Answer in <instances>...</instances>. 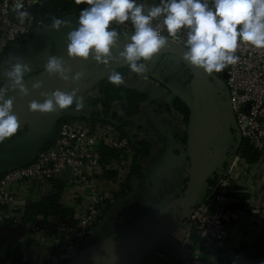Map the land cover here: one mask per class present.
I'll return each mask as SVG.
<instances>
[{
    "label": "built area",
    "instance_id": "2783aa9c",
    "mask_svg": "<svg viewBox=\"0 0 264 264\" xmlns=\"http://www.w3.org/2000/svg\"><path fill=\"white\" fill-rule=\"evenodd\" d=\"M45 1L23 0V10L28 11L30 16L21 23L13 8L15 0H0V61L4 65H10V57L11 60L14 56L23 58V53L18 50L21 45L34 41L48 27L36 10ZM151 26L167 37V41L186 49L187 29L170 36L163 24V15L154 18ZM111 29L118 32L115 39L130 38L134 32L131 21L124 24L114 21ZM235 55L239 57L235 65L227 66L220 74L208 73L213 88L219 94L217 105L220 109L213 142L204 159V170L210 175L206 179L207 190L202 192L180 226L183 228V238L178 243L192 242L195 233L200 240L195 245L197 248H183L181 256L169 264H178L179 261L184 264L245 261L248 258L240 256L238 251L243 243L250 244L255 239L250 237L240 242L233 241V223L244 214L264 217V205L247 202L238 193L242 175L248 172L249 167L253 171L256 165L242 157L240 147L243 140H247L260 154L258 163L264 164V49L242 43ZM162 56L173 55L158 52L151 59L158 62ZM148 61L141 59L139 62L146 65ZM95 64L87 65V70L82 67L64 76L77 77L80 71H88ZM182 66L189 69L184 63ZM148 71L141 74L142 78L153 76ZM188 74L194 82L190 107L194 116L196 111L200 113V122V91H196L198 84L193 73L189 70ZM121 77L122 80L133 78ZM104 82L107 85L109 78ZM220 82H224L223 91L219 88ZM101 83L93 82L76 99L81 104L91 102L90 99L94 103L97 100L96 106L82 107L62 117L57 123L53 141L40 151L35 161L10 164L0 172V221L5 226H25L19 247L27 264H64L91 243L92 234L105 223L111 211L125 203H134V196L138 193L137 182L144 168V156L139 154V150L141 142L145 140L137 130L128 128L130 119L137 113L132 116L126 114L128 103L124 94L105 111L100 101L107 97L100 93ZM116 85L124 87L125 84L121 82ZM230 119L235 122V128ZM189 128V124L186 125L180 134L185 140L186 152L188 142L193 144L195 141L196 132L191 137ZM220 138L225 139L223 147L218 143ZM233 139L240 143L238 150L231 144ZM104 149L111 155L104 156ZM212 162L216 163V167H211ZM221 165L222 169L218 167ZM53 193L59 194L63 208L71 210L74 225H70L60 214L50 215L47 218L48 226L43 225L41 220L36 223L24 220L26 210L33 203ZM189 258L192 259L191 263ZM260 259L264 257L257 261ZM136 262L132 264L139 261Z\"/></svg>",
    "mask_w": 264,
    "mask_h": 264
},
{
    "label": "crops",
    "instance_id": "0c3cea01",
    "mask_svg": "<svg viewBox=\"0 0 264 264\" xmlns=\"http://www.w3.org/2000/svg\"><path fill=\"white\" fill-rule=\"evenodd\" d=\"M136 3L142 4L144 11H146L158 5L160 0H136ZM35 40L36 49L32 57L21 58L14 56L10 65H4L0 61V86L9 89L8 95L5 98H12L14 100V109L21 105L31 94H38L42 88L44 79L38 83L39 87L28 89L29 94L25 96L19 92V89L11 88L5 73L10 71L12 65L15 63L25 64L28 66V71L24 74V83L26 81H33L34 77L46 69L49 58L57 57V52L53 51L50 46V30L48 28H45L42 34L38 35ZM122 58L121 55L107 57V64L96 61L97 64L88 71H80L85 76L78 77V79L75 76H67L68 78L64 79L65 82L64 80L61 82L57 90L69 94L75 93L72 107L58 110L54 113H41L32 122V127L36 126L41 118V120H44L56 115L65 117L76 111V99L81 97L83 92L93 82L95 83L99 79H103L101 81L103 82L113 72H117L120 63H122L120 61ZM89 59L90 57L84 61ZM150 61L152 62L150 63ZM157 63L154 59H150L145 65L146 70L149 65L155 66ZM87 69L86 67L85 70ZM131 72L126 77L133 76V78L123 79L122 82L131 88H136L141 93H145L148 99L141 102L139 112L130 119L128 128L139 132L140 136L150 145V151L143 158L144 168L142 176L137 182L138 193L134 196V203H125L111 211L105 223L100 225L92 234L90 244L110 238L134 222L156 221L157 223L163 220L171 209L179 207V203L186 191L189 175V157L185 150V140L180 134L189 123H186L184 115L176 110L173 105L176 98L188 104L186 92H174L156 76L142 78L140 73ZM148 72L151 74L150 71ZM76 84L83 85L84 87L79 89L75 86ZM223 87L224 82H220L219 88L222 91ZM90 100L91 102H87L86 104L82 103L83 108H93L92 105L97 100H95V103L93 99ZM117 109L119 110V106H117ZM30 127L28 126L27 130ZM56 132L57 129L51 127L46 131V134L50 137H55ZM20 136V134H17L12 139L6 140L3 143L6 148H2L0 154L15 144ZM4 169L5 165L0 160V172ZM251 169L252 167H249L248 172H244L242 175L238 193L243 195V198H246L247 202L264 205V164L256 163L253 171ZM262 222L263 216L242 215L233 223V241L240 242L250 237L256 239L261 232ZM146 229L148 228L144 230ZM182 229L179 227L174 231L175 234L177 233V236L172 235V233L161 243L155 245L152 254L148 255L146 251H143L144 255L136 258V261H139L138 264H169L174 258L181 256L183 248H197L195 245L200 240L197 233L193 234L192 242L178 243L183 238ZM24 231L25 226H5L0 221V250L8 246H19L20 238ZM119 259V263H127L129 258L121 254ZM189 260V263H191L192 259L189 258ZM262 260L264 259L258 261L247 259L239 263L232 261L228 264H260Z\"/></svg>",
    "mask_w": 264,
    "mask_h": 264
},
{
    "label": "clouds",
    "instance_id": "9594fccd",
    "mask_svg": "<svg viewBox=\"0 0 264 264\" xmlns=\"http://www.w3.org/2000/svg\"><path fill=\"white\" fill-rule=\"evenodd\" d=\"M76 4H86L77 17L78 26L68 33V54L72 58L93 59L107 64L105 57L110 56V48L115 43L118 32L110 30L115 21L124 24L131 21L134 32L130 43L120 54L134 73L143 74L145 65L137 63L141 59L150 60L168 43L167 37L151 26L154 18L163 15V24L170 36H175L182 29H187L186 51L183 59L191 66L201 68L206 73H219L229 65H235L239 57L235 55L242 43L257 49H264V0H160L145 14L144 6L136 0H75ZM17 19L23 23L30 16L24 9L23 0H15L13 5ZM62 26L72 27L71 21L59 17L52 18V27L59 30ZM11 62V57L9 58ZM49 74L61 73L64 76L62 61L49 58L46 65ZM28 66L21 63L12 65L5 73L12 89L27 96L24 74ZM78 78V76H77ZM112 84H120L119 72L109 76ZM39 87V85H33ZM9 89L0 86V145L14 137L21 126V121L14 111V100L5 98ZM43 103L31 101V112L54 113L72 107L75 93L59 90L42 94ZM83 105L77 101L76 108ZM115 256L111 257L114 264ZM97 264H105L99 260ZM264 264V260L260 261Z\"/></svg>",
    "mask_w": 264,
    "mask_h": 264
},
{
    "label": "water",
    "instance_id": "95a60500",
    "mask_svg": "<svg viewBox=\"0 0 264 264\" xmlns=\"http://www.w3.org/2000/svg\"><path fill=\"white\" fill-rule=\"evenodd\" d=\"M62 19L71 21L72 27L62 26L59 30H57L52 27L51 23L47 28L50 30V46L53 51L57 52L56 58L62 61V67L64 69L63 75H65L75 69L86 67L87 65L96 62V60L93 59L91 55L90 59L87 61L69 56L68 33L73 28L78 26L77 17H64ZM35 41L36 40L23 44L18 49L21 53H23L25 58H30L34 55L36 49ZM130 42V38L115 39L114 45L110 48V56H119L124 51L125 46ZM185 51L186 49L171 41H168L167 45L159 51L177 57L189 68L197 80L201 95L202 115L200 122L196 123V121H194V111L190 107L191 116L189 120V127H194L196 123L199 125V128L194 135V143L192 144L188 142L187 153L189 157V175L186 191L179 207L173 216L162 225L151 227L154 225L153 224L149 226L148 229L143 230L127 239L113 238L111 240H104L98 243L89 244L82 248L77 255L64 264H90L98 262L99 260H109L112 256L116 257L118 254L128 256L130 254H134L135 252H149L155 245L161 243L164 239L169 237L186 221L191 209L196 204L202 192L207 190L206 179L210 174L206 173L204 170V159L213 142L217 116L220 112L217 105L219 94L217 90L213 88L208 73L201 68L191 66L183 59ZM106 58L107 57L104 59ZM126 63L127 62H122L119 66ZM43 79L45 81L43 88L38 97L35 99V101L40 103H43L45 100V96L42 94L47 93L50 95L55 92L63 80L61 73L56 72L49 74L48 70L44 69L38 76L33 78V81H26L24 85L27 89H31L33 85L38 84ZM102 80L99 79L96 83H99ZM40 114L41 113L39 112H31L27 108L21 115L18 116L21 121V126L18 129L17 134H20L21 136L15 144L0 154V160L5 165V168L10 164L32 163L36 160L40 151H42L47 144L53 141L54 137L47 135L46 131L51 127L57 129V123L62 116L56 115L44 120H41V118L37 122L38 124L32 127V122ZM230 120L232 127L235 128V122L232 119ZM28 126H31L29 130L23 131L25 127ZM218 143L221 147L225 146V139L220 138ZM231 144L235 150H238L240 146L239 142L233 139ZM210 165L211 167H216L215 162L210 163ZM218 167L220 169L223 168L222 165Z\"/></svg>",
    "mask_w": 264,
    "mask_h": 264
},
{
    "label": "trees",
    "instance_id": "16d2710c",
    "mask_svg": "<svg viewBox=\"0 0 264 264\" xmlns=\"http://www.w3.org/2000/svg\"><path fill=\"white\" fill-rule=\"evenodd\" d=\"M211 1V0H210ZM86 4H76L75 0H47L41 5L36 7L37 14L46 22L45 26H49L52 23L53 17L64 18L66 16L78 17L80 9L87 7ZM128 63L118 67L117 72L121 76H127L130 73ZM217 74H220L217 73ZM100 93L107 98L101 100L105 111H108L111 107V103L122 98V94L125 95L127 100L126 114L132 116L139 112L141 102L148 99L145 93L139 92L135 88L117 86L116 84L108 83L107 85L103 81L100 86ZM174 108L181 112L186 123H189L191 116V108L183 100L176 98L173 102ZM116 116V115H115ZM122 124L125 125V121L121 119ZM13 138V137H12ZM11 138V139H12ZM242 157L248 163H258L260 160V154L249 144L247 140H243L241 143ZM150 151V145L146 141L141 142V149L139 154L142 156L148 155ZM104 156H108V151L104 149ZM238 196H240L238 194ZM53 214H60L67 219L70 225H74L75 221L72 217V212L69 209L63 208L60 203V196L58 193H53L44 197L40 202L33 203L25 212L24 220L27 222L36 223L41 220L43 225L48 226L49 222L47 218ZM42 217V218H41ZM43 219V220H42ZM239 255L248 259H259L264 257V217L262 222L261 232L258 234L254 242L250 244L243 243L242 247L238 251ZM0 264H27L23 261V255L20 247L17 245L8 246L7 248L0 250ZM178 264H184L183 261H179Z\"/></svg>",
    "mask_w": 264,
    "mask_h": 264
},
{
    "label": "rangeland",
    "instance_id": "374dc122",
    "mask_svg": "<svg viewBox=\"0 0 264 264\" xmlns=\"http://www.w3.org/2000/svg\"><path fill=\"white\" fill-rule=\"evenodd\" d=\"M158 60L159 61H158L157 65H155V66L149 65L148 66V69L151 72V75L158 77L160 80L163 81V83H166L168 85V87H170L171 90H173L174 92H176V91L186 92V95L188 97V100H186V101H188V105H190L191 104L190 100L193 97V84H194V82H193V78L189 77V75H190V74H188L189 69H185V67L182 66L183 62L175 56H170V57L162 56ZM120 61L123 63L127 62L124 58H122V60H120ZM154 61L156 62V59H154ZM151 62L152 61H150V63ZM138 63H142V62L138 61ZM191 74H192V72H191ZM82 75L83 74L81 73L78 75V77H82ZM68 77H70V76H68ZM75 86L79 89L84 87L83 85H78V84H76ZM198 128H199V125H197L196 123H195L194 127L189 128V130L191 132L190 133L191 137L193 136V134L195 132H197ZM26 130H27V127H25V129L23 131H26ZM9 146H11V145H9ZM2 148H6V146H4V144L0 145V150H2ZM185 150H186V148H185ZM155 223H156V221H151V222H146V221L141 222L140 221L138 223L134 222L132 225L130 224L127 228L117 232L116 234H114V236L108 238L107 240H111L113 238L125 239L126 237H128L130 235H132L130 237H133L134 235L140 233L145 228H148L149 226H151ZM172 235L177 236V233L175 234V232H173ZM180 240H182V238ZM153 250L154 249L147 252L148 255L152 254L154 252ZM143 255L144 254L142 252H135L133 255L132 254L128 255L127 257L129 259H128L126 264H132L133 262L137 263V262H135L136 258L142 257ZM109 261H111V259H109ZM120 264H122V262H120Z\"/></svg>",
    "mask_w": 264,
    "mask_h": 264
},
{
    "label": "bare ground",
    "instance_id": "6f19581e",
    "mask_svg": "<svg viewBox=\"0 0 264 264\" xmlns=\"http://www.w3.org/2000/svg\"><path fill=\"white\" fill-rule=\"evenodd\" d=\"M89 57H91V56H89ZM45 82V81H44ZM44 82H43V85H44ZM43 85H42V88H43ZM42 88H41V90H42ZM196 88V91H197V93H199V88L196 86L195 87ZM41 90L39 91V93L41 92ZM39 93L36 95L35 93L34 94H31L28 98H26L25 100H24V102L21 104V105H19L17 108H15L14 109V111H15V113L19 116V115H21L27 108H28V105H29V103L31 102V101H33V100H35L37 97H38V95H39ZM196 108H198V106H196ZM200 117V113L199 112H195V116H194V121H196V123H198L199 121H198V118ZM177 210V208H173V209H171V211L168 213V215H167V217H165L163 220H161V221H159V222H157V223H155L153 226H151V227H155V226H159V225H162V224H164V223H166L172 216H173V214L175 213V211ZM150 227V228H151ZM128 237H130V236H128ZM128 237H126V238H128ZM120 255L121 254H118L115 258V261H114V264H118L119 263V258H120ZM105 264H113V262L112 261H110V262H106Z\"/></svg>",
    "mask_w": 264,
    "mask_h": 264
}]
</instances>
